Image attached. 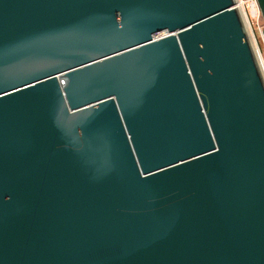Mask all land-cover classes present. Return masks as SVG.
<instances>
[{
    "label": "water",
    "instance_id": "1",
    "mask_svg": "<svg viewBox=\"0 0 264 264\" xmlns=\"http://www.w3.org/2000/svg\"><path fill=\"white\" fill-rule=\"evenodd\" d=\"M257 57L235 0H0V264H264Z\"/></svg>",
    "mask_w": 264,
    "mask_h": 264
},
{
    "label": "bare ground",
    "instance_id": "2",
    "mask_svg": "<svg viewBox=\"0 0 264 264\" xmlns=\"http://www.w3.org/2000/svg\"><path fill=\"white\" fill-rule=\"evenodd\" d=\"M243 2H244L243 0H235V5L240 13L249 42L258 56L257 58H258L259 66H260V69H261V72L264 78V56L258 46L256 37L253 33L251 23H250V16L256 15L259 10L257 8L255 1L250 0V2L247 3V7L249 11V14H248Z\"/></svg>",
    "mask_w": 264,
    "mask_h": 264
},
{
    "label": "rangeland",
    "instance_id": "3",
    "mask_svg": "<svg viewBox=\"0 0 264 264\" xmlns=\"http://www.w3.org/2000/svg\"><path fill=\"white\" fill-rule=\"evenodd\" d=\"M243 1H244L243 3L245 6V9H246L247 13L249 14L248 7L246 4V2H248L249 0H243ZM250 23H251L253 33L256 37L258 46H259V48L262 51L263 56H264V42H263V39L261 36V28L263 26V19H262L260 13H258V15H256V16H250Z\"/></svg>",
    "mask_w": 264,
    "mask_h": 264
},
{
    "label": "built area",
    "instance_id": "4",
    "mask_svg": "<svg viewBox=\"0 0 264 264\" xmlns=\"http://www.w3.org/2000/svg\"><path fill=\"white\" fill-rule=\"evenodd\" d=\"M253 1H255V3H256V0H253ZM248 2H250V0H249ZM248 2H246V4H247ZM256 5H257V3H256ZM257 8H258V6H257ZM258 10H259V9H258ZM258 13H260V12L258 11ZM258 13H257L256 15H258ZM256 15H254V16H256Z\"/></svg>",
    "mask_w": 264,
    "mask_h": 264
}]
</instances>
